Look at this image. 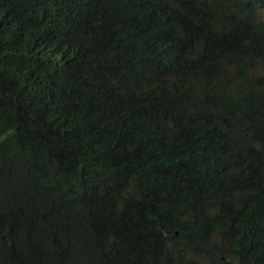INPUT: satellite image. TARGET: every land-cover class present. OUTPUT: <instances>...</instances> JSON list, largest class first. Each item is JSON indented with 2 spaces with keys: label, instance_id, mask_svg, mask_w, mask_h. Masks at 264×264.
Segmentation results:
<instances>
[{
  "label": "trees",
  "instance_id": "obj_1",
  "mask_svg": "<svg viewBox=\"0 0 264 264\" xmlns=\"http://www.w3.org/2000/svg\"><path fill=\"white\" fill-rule=\"evenodd\" d=\"M0 264H264V0H0Z\"/></svg>",
  "mask_w": 264,
  "mask_h": 264
}]
</instances>
